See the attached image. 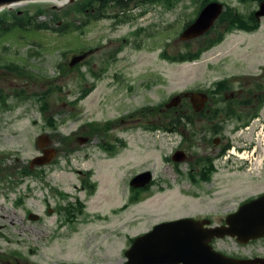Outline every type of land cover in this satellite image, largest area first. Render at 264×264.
<instances>
[{"label": "flooded vegetation", "instance_id": "flooded-vegetation-1", "mask_svg": "<svg viewBox=\"0 0 264 264\" xmlns=\"http://www.w3.org/2000/svg\"><path fill=\"white\" fill-rule=\"evenodd\" d=\"M103 1L105 0L88 2L86 20L83 23L86 28H91L102 21H109L110 29L113 31L121 26H127L126 33L133 39L130 36L123 37V46L114 39L103 44V37L100 36L95 42L88 44L86 49L81 50L79 55H85V59L76 67L84 66L88 73L84 78H77L81 87L73 95L74 98L65 104L70 107L71 115L75 119L84 114L81 106L86 99L99 90L98 85L102 80H106L105 88L114 94L120 93V90L124 88L123 79L106 78L104 76L106 73L103 72L104 69L107 72L108 68L119 62L116 58L119 59L122 49L143 47L146 41L151 39L153 44H163L162 57L163 53L170 54L169 51H172L173 47L171 41L168 38L158 40L159 36L166 37L167 33L172 31L173 23L167 19L168 13L179 9L185 10L186 8H182V3L189 0H119L123 5L119 11H110L107 6H103ZM204 1L206 0H190L194 4L192 7L195 15L198 16L208 3L201 6ZM193 21L188 20L183 29ZM226 28L227 24L223 25L220 31ZM218 29L213 27L204 35L206 38L202 47L209 46L218 39L220 36ZM113 43L117 44V47H114ZM214 46L216 45L210 48ZM197 48L196 52L200 51L201 45ZM14 53L12 46L0 45L1 117L13 112L14 98L24 101L30 92L32 74L29 62L27 59H19L22 56ZM163 59L167 60V57ZM15 62L18 63L17 67L14 66ZM263 70L264 67H259L256 74H235L228 80H225V77L215 81L207 88L200 87L179 92L177 94H180L182 99L175 107H166L167 103H165L161 108L144 106L126 114L119 112L113 118H99L93 113L91 118L86 120L81 118L73 132L75 139L68 145L69 155L59 157L57 152V156L49 159L48 163L38 166L37 174L35 172L32 174L37 178L40 188L53 189L56 192L54 196L57 198L55 205L47 199L45 212L36 222L43 224L46 216L55 215L56 218L52 223L53 236L64 235L70 230L77 232L78 227L87 224L96 226L91 227L95 236L102 234L109 237L113 246L109 255L105 256L111 259L80 264H126L127 250L135 240L158 225L168 222L193 219L199 223L196 227L199 236L208 233L210 229L229 227L228 219L244 203L264 195V188L249 191L243 197L231 189L237 182L236 177L247 175L251 180L253 179V163L247 156H236L233 152V154H227L233 147L237 152H247L246 155L257 150L256 143L251 138L243 134L236 138L234 133L244 132V128L248 127L252 120L263 115L261 113L264 108ZM16 79L20 83L14 86ZM128 90H132V87ZM188 91H204L209 95L202 108L193 107L191 97L184 95ZM113 93L107 95L108 101L109 95H114ZM101 105L105 103L102 102ZM57 112H64V110H57ZM53 121V124H57L55 120ZM231 121L236 123L229 125ZM50 126L48 122V127ZM139 130L148 135L152 141L157 137L168 139L169 150L162 156L166 173L158 177L157 169L154 167L138 169L125 181L126 162H123L119 165L115 178L120 177V180L124 182H118V185L113 187V194L106 195L107 205L102 209L99 208V204L93 206L100 186L96 176L99 175L101 162L121 159L128 148L126 133ZM52 144L51 139L48 145L41 149L40 154L52 148ZM12 157V148L6 146L0 148V188L4 187L5 192L13 184L9 180L15 174L14 167L9 166ZM83 161L92 162L93 165L83 166ZM96 162L98 166L95 165ZM16 166L18 182L27 183L31 176L30 170L34 168H31L30 164L19 163ZM63 170L76 179L69 183V189L65 188L63 182H49L50 174ZM146 171H151L153 176L151 183L144 187H140L139 182L134 185L132 183L134 177ZM222 174L224 178L221 177ZM164 184L167 187H161ZM164 193L169 194V205L167 204L166 208L174 209L173 213L178 211L176 214H159L165 207L158 204L155 206V212L147 213L140 210L142 204L151 196ZM24 203L25 199L20 198L18 204ZM31 211L26 208L27 219H30ZM254 217L262 220V223L257 221V226L264 228V209L258 213L252 212L251 218ZM147 220L151 222L145 230L138 232L132 230L135 224ZM198 239L200 242L201 238ZM257 242H261L260 248L253 247V244ZM207 243L211 255L204 253L199 245L193 261L179 260L165 264H202L206 257L210 264H232L231 261L235 259L252 260L250 264H264V236L247 243H241L237 238L228 235L214 236ZM175 255L182 257L184 252L177 249ZM60 264L72 263L64 260Z\"/></svg>", "mask_w": 264, "mask_h": 264}, {"label": "rangeland", "instance_id": "rangeland-1", "mask_svg": "<svg viewBox=\"0 0 264 264\" xmlns=\"http://www.w3.org/2000/svg\"><path fill=\"white\" fill-rule=\"evenodd\" d=\"M218 1L226 5L223 14L232 9L249 17L259 9V1ZM80 3L0 13V18L5 21L3 27L12 24V14L23 15L29 12L35 17V22L47 24L48 28L52 29H36L35 25L25 27L30 29L16 27L10 33L0 37V45L9 44L13 47L15 55L22 56L19 59H27L32 74L28 97L24 101L14 98L13 112L7 116H0V148L2 146L12 148L13 157L9 161V166L14 167L15 173L9 179L13 184L10 188L7 187V192L4 191V187L0 188V264H60L64 260H69L72 264H80L111 259L105 255H109L113 244L106 235H94L91 227L96 226L87 224L77 226L79 228L77 232L70 230L64 235L53 236L52 223L56 218L55 215L53 217L46 216L43 224L25 217L26 208L41 215L45 212L47 199H50L52 205H55L57 201L54 196L56 192L50 188H40L37 178L32 176L34 172L37 174L38 166L33 167L27 183L18 182L16 165L19 163L29 165L41 153L38 142L40 136L49 134L53 142L52 148L59 152V157L68 155L63 151L75 139L73 132L80 119L91 118L93 117L92 113L99 118H113L119 112L126 114L144 106L161 108L179 92L200 87L207 88L212 86L215 81L225 77L227 80L235 74H256L259 67H264L263 17L259 21L260 25L256 31H233L228 33L220 44L205 51L200 59L176 62L181 54L196 52L197 46L200 45L202 48L206 38L204 36L186 40L181 38L184 24L197 17L192 7L194 4L190 0L184 1L183 7L179 6L186 8L185 10H174L167 15V19L173 23L172 31L168 32L166 37L159 36L158 39L168 38L172 43V51H169L170 54L166 53L167 60L161 56L163 44H153L151 39L147 40L145 46L140 48L125 47L119 53V59L116 58V61L119 62L108 68L107 72L105 69L103 71L106 73L104 75L106 78L123 79L124 88L120 90V93L114 94L105 88L106 80H102L98 85L99 90L92 97L86 99L81 106L84 114L75 119L71 115L70 107L65 105L71 98H74L73 95L81 87L80 81L77 79L81 77L80 70L70 71L69 69L70 65L68 64L71 58L86 49L88 44L95 42L100 36L103 37V44L114 39L118 43H122L123 46V37L130 36L126 33L127 26H121L113 31L110 29L109 21H102L91 28L79 27L85 21L84 13L76 9ZM39 9L45 12L35 15ZM220 24L219 19L216 24V27L219 28L218 31L222 30L225 25L220 26ZM57 27H66L68 31L57 34L58 32L53 30ZM76 27L78 28L76 29ZM130 38L132 37L130 36ZM112 45L117 47V44L113 43ZM15 60L18 59L15 58ZM81 71L85 72L83 77H86L88 73L86 67H81ZM18 82L20 83L16 79L14 86ZM58 86L60 89H57ZM129 87H132V90H128ZM50 88H54L53 94L47 96L45 100L44 98L39 99L38 94ZM109 93L114 95H109L108 101ZM45 101L48 108L43 107ZM102 102L105 105H101ZM44 109L47 111L44 112ZM57 110H64V112L58 113ZM261 113L263 115L252 120L249 126L244 128V132L234 133L236 138L240 134L251 138L257 147L253 154L255 157L253 159V179L251 180L250 176L241 175L236 177L237 182L231 187L236 194H241V197L247 195L249 191L264 188V141L261 136L256 134L260 123H264V108ZM48 118H53L56 121L57 130L48 127V122L50 123ZM235 123V121H231L229 125ZM126 140L128 148L121 159L101 162L99 175L96 176L100 186L93 206L99 204V208L102 209L107 205L106 195L113 194V187H116L118 182H124L120 180V177L115 178V173L123 162H126L125 181L138 169L154 167L157 169L158 177L162 173H166L162 156L169 150L168 139L157 137L154 139L156 141H152L148 135L139 130L127 132ZM242 154H247V152ZM259 160H261L260 164L257 163ZM89 164L93 165L92 162L83 161V166ZM95 165L98 166V162ZM221 177L224 178V174ZM50 179V183L63 182L67 189L70 188L69 183L76 180L72 174L64 172V170L53 172L50 174ZM161 187L167 186L164 184ZM20 198L25 199L23 205L18 204ZM157 204L165 207L159 214L171 213L174 215L178 212L173 213L174 209L166 208L169 205L168 193L151 196L142 204L140 210L147 213L155 212ZM150 222L149 220L141 221L135 224L132 230L134 232L145 230L149 227ZM253 247L260 248L261 242L253 244ZM236 249L239 250V248Z\"/></svg>", "mask_w": 264, "mask_h": 264}, {"label": "water", "instance_id": "water-1", "mask_svg": "<svg viewBox=\"0 0 264 264\" xmlns=\"http://www.w3.org/2000/svg\"><path fill=\"white\" fill-rule=\"evenodd\" d=\"M22 1L32 0H0V13L17 11L24 9L40 8L47 6L63 5L70 3H78L82 0H43L36 2L23 3ZM54 1V2H53ZM68 1V2H67ZM21 2L15 6H8L14 3ZM5 9H2V8ZM224 10V4L213 1L208 3L201 11L198 18L189 27H187L182 33L183 39L196 38L203 35L208 31L215 21L219 18ZM255 17L261 20L264 17V0L260 3V8L255 13ZM83 57L76 56L73 58L71 65H74L80 61ZM191 96V101L196 109H200L205 104L208 95L205 92H187L185 96ZM182 96L178 95L172 98L171 102L167 104V107L176 106L181 101ZM39 145L42 147L47 142L46 136H42L38 139ZM55 155L54 149H48L44 151V155L36 156L31 161V166L41 165L47 163L51 157ZM151 180V173L145 172L136 176L132 183H141L140 185H146ZM264 209V196H261L254 201L245 203L240 210L233 214L229 219V227L216 228L208 230V233H203L199 236L196 232L197 221L193 219H181L174 222H168L155 227L152 231L138 237L132 246L127 250L128 261L126 264H165L174 261L184 260L193 261L196 258L199 245L204 253L211 255L210 248L207 241L211 237L230 235L236 237L238 241L246 243L251 239H256L264 236V228L257 226V221L262 223V220L254 217L251 218L252 212H261ZM38 214L30 213V218L33 220L38 219ZM201 238L199 242L198 238ZM184 252L182 257L175 255L176 250ZM220 258V257H219ZM202 261V264L208 263L206 257ZM232 264H250L252 260H232Z\"/></svg>", "mask_w": 264, "mask_h": 264}, {"label": "trees", "instance_id": "trees-1", "mask_svg": "<svg viewBox=\"0 0 264 264\" xmlns=\"http://www.w3.org/2000/svg\"><path fill=\"white\" fill-rule=\"evenodd\" d=\"M87 1L88 0H82L81 3L78 4L76 9L79 12L85 13L86 8L88 6ZM118 1H116V0H105V1H103V6H107L108 8H117L118 7L117 9L119 11L120 8L123 7V5L121 4L120 1L119 2ZM243 1H248V0H243ZM252 1H259L260 2L261 0H252ZM44 12H45L44 10L39 9L35 13V15H39V14H42ZM34 18L35 17H33V15H30L29 12H26L23 15L12 14V24H10L9 26L6 25L7 27H3L5 21L3 18H0V30H2L0 32V37L2 35H5L11 31H13L16 28V26H18L19 28H23V26L28 24V26L35 25L36 29L48 28L47 24L35 22ZM220 23H221L220 26L228 23V25H229L228 31H232L235 29H245L247 31H253V30H256L260 25L258 20L255 18L254 14H251L249 17H245L244 15H242L238 12H235L232 9L227 10L224 14L221 15ZM1 33H3V34H1ZM223 37H224L223 33L220 34V38L217 40V42L221 41L223 39ZM189 52H191V51H189ZM201 54H202V51L197 52V53H194V52L188 53V54L184 53L181 55L180 58H178V60L179 61L194 60V59L199 58ZM57 89H60V87H58ZM53 90H54V88H50V90L47 91L46 93H44V94L40 93V95H42V96L39 98H47L48 94L50 92H52ZM66 150H68V148H66ZM30 173H31V171H30Z\"/></svg>", "mask_w": 264, "mask_h": 264}, {"label": "bare ground", "instance_id": "bare-ground-1", "mask_svg": "<svg viewBox=\"0 0 264 264\" xmlns=\"http://www.w3.org/2000/svg\"><path fill=\"white\" fill-rule=\"evenodd\" d=\"M257 163L260 164L261 163V160L257 161Z\"/></svg>", "mask_w": 264, "mask_h": 264}]
</instances>
